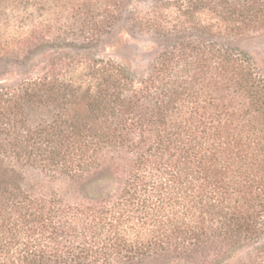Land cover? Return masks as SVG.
<instances>
[{"label": "trees", "instance_id": "1", "mask_svg": "<svg viewBox=\"0 0 264 264\" xmlns=\"http://www.w3.org/2000/svg\"><path fill=\"white\" fill-rule=\"evenodd\" d=\"M70 1L64 26L75 42L140 2ZM161 6L181 24L157 23ZM157 8L129 15L141 28L202 38L166 47L148 78L92 59L87 86L48 74L0 86V264H205L201 255L224 264L254 245L264 264V80L201 21L211 12L229 35L255 31L264 1ZM26 169L75 190L34 194Z\"/></svg>", "mask_w": 264, "mask_h": 264}, {"label": "rangeland", "instance_id": "2", "mask_svg": "<svg viewBox=\"0 0 264 264\" xmlns=\"http://www.w3.org/2000/svg\"><path fill=\"white\" fill-rule=\"evenodd\" d=\"M139 1L129 5L122 16L117 13L118 20L113 26L94 40L75 42V37L65 33L64 26L70 0H0V86L18 87L29 79L46 74L87 86L93 80L89 69L92 59L112 60L126 68L131 76L148 78L166 47L172 49L187 37L202 38L198 29L180 33L139 27L135 19L137 15H129L134 5L148 11L152 6L157 8L160 1L165 3L168 0ZM155 13L157 23L166 26L167 30L181 24L182 18L174 7L161 6ZM201 21L206 25L213 24L215 31L221 29V43L249 58L264 80V28L229 35L215 14L205 12ZM216 38L219 37L216 35ZM38 117L40 115H33L34 119ZM24 175L26 189L34 194L57 192L65 195L75 190L68 181L55 179L37 169H26ZM256 254L257 246L254 245L247 253H239L224 264H257ZM201 256L205 257L201 259L205 264L216 262L214 257Z\"/></svg>", "mask_w": 264, "mask_h": 264}]
</instances>
